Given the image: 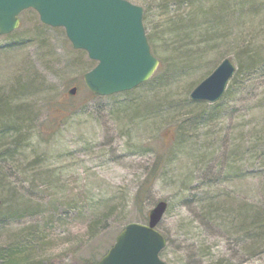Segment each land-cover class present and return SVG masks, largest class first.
Returning <instances> with one entry per match:
<instances>
[{
    "label": "rangeland",
    "instance_id": "374dc122",
    "mask_svg": "<svg viewBox=\"0 0 264 264\" xmlns=\"http://www.w3.org/2000/svg\"><path fill=\"white\" fill-rule=\"evenodd\" d=\"M130 1L149 9L163 68L128 93L83 92L97 62L33 9L18 39L0 36V257L88 264L162 199L166 264H264V0ZM226 57L237 70L260 58L253 88L217 110L191 100ZM5 101L22 117L7 116Z\"/></svg>",
    "mask_w": 264,
    "mask_h": 264
},
{
    "label": "water",
    "instance_id": "95a60500",
    "mask_svg": "<svg viewBox=\"0 0 264 264\" xmlns=\"http://www.w3.org/2000/svg\"><path fill=\"white\" fill-rule=\"evenodd\" d=\"M35 9L41 22L63 27L75 49L87 51L97 64L84 74L86 87L98 96L132 90L156 71L143 23L144 9L129 0H0V34L20 25L19 14ZM236 66L228 57L190 93L194 101L217 102L224 95ZM75 95L77 87L69 89ZM168 202L159 200L147 223L130 222L97 264H166L160 252L166 239L157 229Z\"/></svg>",
    "mask_w": 264,
    "mask_h": 264
},
{
    "label": "trees",
    "instance_id": "16d2710c",
    "mask_svg": "<svg viewBox=\"0 0 264 264\" xmlns=\"http://www.w3.org/2000/svg\"><path fill=\"white\" fill-rule=\"evenodd\" d=\"M144 10L145 11H144L143 19H144L145 28L147 29L148 26H149V23H148L149 9L146 6V9H144ZM147 36H148L149 40H153V36L152 35L147 34ZM5 37L6 38H10L11 41L12 40H16V39H18V32H13V33H11L9 35H6ZM260 65H261L260 58L254 57V62H252V63L246 62V64L243 66L242 69L237 70L235 75L233 76V78L230 80V83H229V85L227 87V90H226V92H225V94H224L222 99L228 98L233 92H235L236 89H238V87L240 88L242 86V84L243 85L246 84L247 88H250V87L253 88V82L252 81L251 82H247L248 80L252 79V77L248 78L249 77L248 75H250L253 71H255ZM162 68H163V63H161V65L159 66V69L156 71V75L157 76L162 71ZM245 76H247V77H245ZM153 80H155V79H152L149 82L147 81V82L141 84L140 86H142V85H144L146 83H150ZM29 84H26V85H29ZM81 86H82L81 88L83 89V92L88 93L91 98H98L99 97V96L95 95L94 93L90 92L85 87L84 84H82ZM130 91H132V90H130ZM128 92L129 91L123 92V93H128ZM118 94H120V93H118ZM114 95H116V94H114ZM111 96H113V95H111ZM221 101L222 100H220L219 102H217L215 104H209V105H211L215 110H217L219 108V105H220ZM0 102H2V101L0 100ZM5 103H6L7 106H10V108L9 109L7 108V110H6L7 113H8L7 116L12 117V116L18 115L19 117H22L23 113L19 112L16 107L11 106L12 104L8 103L7 101H5ZM198 103H206V102L199 101ZM64 108H66V105H64L62 103L61 99H59L56 102H54V110L58 109V111H63ZM158 171H159V166L156 165L153 168L152 175H150L149 177L146 178V180H145L146 185L144 187V190L142 191V193L140 195L138 194V198H140V201L143 200L144 193L146 192V190H148L150 185L153 183V181L155 179V175H156V173ZM263 215L264 214H259L257 216V219H258V220H256L257 224L264 225V217H263ZM258 231H262V230L260 229ZM263 236H264V233H263V235L261 237H263ZM263 245H264V243H263ZM263 245H262L261 241L260 242H254L253 250L256 251V249H262ZM98 257H99V254H98V256H94V255L90 256V258L87 260V263L88 264H96L97 261H98ZM1 259L4 260L6 264H13V259L11 257L2 256V257H0V260Z\"/></svg>",
    "mask_w": 264,
    "mask_h": 264
}]
</instances>
